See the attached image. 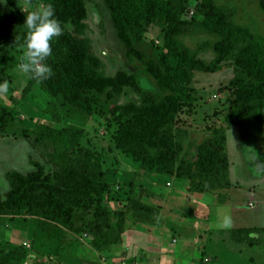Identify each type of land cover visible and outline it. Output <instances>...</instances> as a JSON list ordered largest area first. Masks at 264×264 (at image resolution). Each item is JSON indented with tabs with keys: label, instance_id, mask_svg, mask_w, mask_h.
<instances>
[{
	"label": "trees",
	"instance_id": "obj_1",
	"mask_svg": "<svg viewBox=\"0 0 264 264\" xmlns=\"http://www.w3.org/2000/svg\"><path fill=\"white\" fill-rule=\"evenodd\" d=\"M52 4L56 17L72 30L52 43L53 52L45 61L53 75L39 83L52 98L46 112L57 123L80 116L89 119L95 107H105L115 98L133 89L141 103L120 105L116 146L149 174L174 176L188 185V190L206 193L228 190L232 186L227 151V131L240 126L248 117L254 119L256 132L264 133V47L258 36L238 26L235 10L213 0H104L118 38L128 55H136L146 66L158 91L142 90L136 76L118 71L109 76L102 60L95 55L92 43L84 34L90 0H43ZM195 6L192 19L184 14ZM264 11V0L260 1ZM39 9L22 10L16 0L0 5V46H25L26 15ZM201 17V18H200ZM163 32L159 57L146 59L136 48L148 28ZM215 35V57L209 63L194 55L182 42L196 30ZM205 47H211L206 42ZM233 61L235 76L231 80L225 109L224 126L216 127L203 142L185 146L174 125L185 107L190 106L189 87L196 72L215 73L226 61ZM12 77L0 69V83ZM34 79L22 93L31 92ZM13 121V110L0 105V130ZM33 145H44L52 152L46 165L35 162L27 173L10 171L6 177L9 190L0 193V219L35 217L39 229L49 240L62 238L63 231L75 226L74 215L95 208L93 243L102 252L122 241L113 234L111 214L104 204L108 190L106 173L100 158L80 146L83 129L72 126L55 129L43 124L34 131L23 132ZM136 209L139 205L131 200ZM136 204V206H135ZM119 224L118 231H121ZM263 228H234L231 240L249 246L264 243ZM29 252L24 246L0 244V264H23ZM203 264V263H202Z\"/></svg>",
	"mask_w": 264,
	"mask_h": 264
},
{
	"label": "rangeland",
	"instance_id": "obj_2",
	"mask_svg": "<svg viewBox=\"0 0 264 264\" xmlns=\"http://www.w3.org/2000/svg\"><path fill=\"white\" fill-rule=\"evenodd\" d=\"M235 10V22L259 37L264 47V11L261 0H213ZM22 10L42 8L43 0H16ZM87 8L85 36L91 40L93 52L104 65L106 75L127 71L136 76L142 90L158 91L145 64L128 50L118 38L104 0H90ZM192 6L183 16L190 20ZM201 18V17H200ZM72 30V28H71ZM163 32L151 26L144 40L136 44L146 59L159 57ZM182 42L199 59L209 63L216 56L213 46L219 40L203 30L185 35ZM208 42L211 47H205ZM25 62V46H0V69L12 79L7 92L0 93V105L13 110V121L0 130V193L9 190L7 173H27L35 162L46 165L52 152L44 145H33L25 138V130L34 131L46 124L55 129L76 126L83 129L82 150L97 154L106 173L108 190L104 204L111 214L113 234L122 241L102 252L93 240L95 208L74 215L75 226L65 229L60 240H49L39 229L35 217L0 219V244L24 246L29 256L23 264H264V243L249 246L231 240L234 228L264 227V133L256 132L254 119L248 117L227 131V151L232 186L228 190L206 193L188 190L185 181L174 176L149 174L116 146L118 111L130 101L141 103L133 89L115 98L105 107H95L89 119L80 116L55 122L46 108L52 99L39 83L31 92L22 93L32 80L19 65ZM233 61H226L215 73L196 72L190 85V106L177 117L174 130L179 140L189 146L213 135L225 124L224 104L234 78ZM131 200L139 206L134 209ZM135 204V206H136ZM227 214L230 226L223 225ZM121 231H118V226ZM264 239V234L258 235ZM175 240V241H174ZM163 253V255H162Z\"/></svg>",
	"mask_w": 264,
	"mask_h": 264
},
{
	"label": "clouds",
	"instance_id": "obj_3",
	"mask_svg": "<svg viewBox=\"0 0 264 264\" xmlns=\"http://www.w3.org/2000/svg\"><path fill=\"white\" fill-rule=\"evenodd\" d=\"M7 3V0H0V5ZM24 26L27 30L25 41V62L19 65L24 73L31 75L37 83L48 80L53 75V69L45 63L52 55V43L70 30V24H62L56 17L52 4L31 11L26 15ZM8 83H0V93L7 92ZM223 225L230 226V220L225 214Z\"/></svg>",
	"mask_w": 264,
	"mask_h": 264
},
{
	"label": "crops",
	"instance_id": "obj_4",
	"mask_svg": "<svg viewBox=\"0 0 264 264\" xmlns=\"http://www.w3.org/2000/svg\"><path fill=\"white\" fill-rule=\"evenodd\" d=\"M162 255H163V253H162ZM145 256H146L145 259L148 260L147 262H148L149 264H155L156 259L154 258V256H153L152 254L149 253V255L146 254ZM167 263H168V264H171V260H168Z\"/></svg>",
	"mask_w": 264,
	"mask_h": 264
},
{
	"label": "built area",
	"instance_id": "obj_5",
	"mask_svg": "<svg viewBox=\"0 0 264 264\" xmlns=\"http://www.w3.org/2000/svg\"><path fill=\"white\" fill-rule=\"evenodd\" d=\"M175 241V240H174Z\"/></svg>",
	"mask_w": 264,
	"mask_h": 264
}]
</instances>
